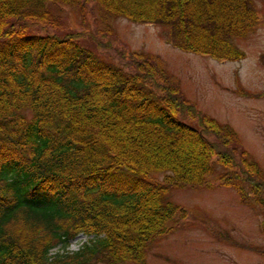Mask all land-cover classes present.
<instances>
[{
    "label": "trees",
    "instance_id": "16d2710c",
    "mask_svg": "<svg viewBox=\"0 0 264 264\" xmlns=\"http://www.w3.org/2000/svg\"><path fill=\"white\" fill-rule=\"evenodd\" d=\"M88 1L0 0V264H146L150 243L185 212L166 195L212 186L216 163L223 185L264 209L262 167L157 56L115 64L83 32L61 29L62 8ZM92 1L219 61L245 58L235 40L259 20L254 0ZM79 234L88 241L67 251Z\"/></svg>",
    "mask_w": 264,
    "mask_h": 264
},
{
    "label": "rangeland",
    "instance_id": "374dc122",
    "mask_svg": "<svg viewBox=\"0 0 264 264\" xmlns=\"http://www.w3.org/2000/svg\"><path fill=\"white\" fill-rule=\"evenodd\" d=\"M254 2L258 25L247 37L235 40L246 53L240 61H219L183 51L172 43L166 27L107 16L92 0L84 11L62 8L61 29L83 32L85 41L115 64H125L133 53L157 56L182 96L202 112L230 124L240 147L264 170V0ZM226 171L216 163V173L209 179L212 186L170 190L167 199L185 212H178L164 233L150 243L146 264H264V209L244 203L234 188L223 185L221 176ZM166 175L156 177L163 182ZM18 231L21 235L28 232ZM88 239L79 234L67 251L78 250ZM63 249L57 245L52 253ZM116 264L144 263L134 259Z\"/></svg>",
    "mask_w": 264,
    "mask_h": 264
}]
</instances>
